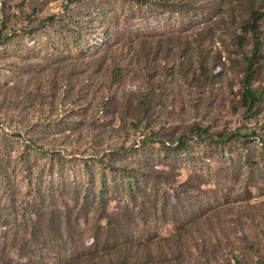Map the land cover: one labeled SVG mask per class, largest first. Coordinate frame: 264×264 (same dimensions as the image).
I'll list each match as a JSON object with an SVG mask.
<instances>
[{
  "label": "rangeland",
  "instance_id": "rangeland-1",
  "mask_svg": "<svg viewBox=\"0 0 264 264\" xmlns=\"http://www.w3.org/2000/svg\"><path fill=\"white\" fill-rule=\"evenodd\" d=\"M255 7L0 0V264H264Z\"/></svg>",
  "mask_w": 264,
  "mask_h": 264
},
{
  "label": "trees",
  "instance_id": "trees-1",
  "mask_svg": "<svg viewBox=\"0 0 264 264\" xmlns=\"http://www.w3.org/2000/svg\"><path fill=\"white\" fill-rule=\"evenodd\" d=\"M264 25V12L261 11L260 8H253L251 10L250 16L246 20H242L240 22L238 28L235 30V37L237 43L240 46L246 44L252 36L254 38V44L252 48L251 57H248V67L246 69V73L243 79V92L241 98V104L244 109L248 112H252L257 105H259L264 100V89L259 90L253 87V80L255 79L256 75L259 73V70L264 67V56L261 52L262 47V39H260V30L261 26ZM206 70V68H204ZM208 130L205 128H195V135L197 138H202L203 136L205 139L211 138V136H205ZM144 137V136H143ZM221 137H225L221 134ZM179 145L185 146V142L182 140L179 142ZM113 226V222L109 221V227ZM35 230V228H34ZM9 253V252H8ZM8 257V254L5 253V256L2 258V264H14L10 259L6 260L5 257ZM132 256H128L125 259V262L120 263L119 261L116 263L110 262V264H136L135 262H131Z\"/></svg>",
  "mask_w": 264,
  "mask_h": 264
},
{
  "label": "built area",
  "instance_id": "built-area-1",
  "mask_svg": "<svg viewBox=\"0 0 264 264\" xmlns=\"http://www.w3.org/2000/svg\"><path fill=\"white\" fill-rule=\"evenodd\" d=\"M1 4H3V3H1Z\"/></svg>",
  "mask_w": 264,
  "mask_h": 264
}]
</instances>
